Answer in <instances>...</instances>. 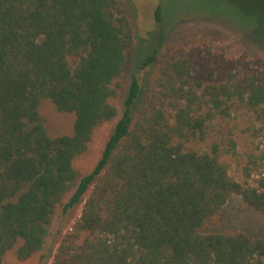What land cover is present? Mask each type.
<instances>
[{
	"label": "trees",
	"instance_id": "16d2710c",
	"mask_svg": "<svg viewBox=\"0 0 264 264\" xmlns=\"http://www.w3.org/2000/svg\"><path fill=\"white\" fill-rule=\"evenodd\" d=\"M136 47L120 0H0V264L9 251L32 258L58 208L81 204L53 264H264L263 235L203 230L234 193L264 214V186L232 177L218 145H196L218 115H264V76L206 83L182 51L138 62ZM132 58L153 80L144 91L132 70L123 113L83 172L75 160L119 115ZM44 101L73 116L69 130L49 131Z\"/></svg>",
	"mask_w": 264,
	"mask_h": 264
},
{
	"label": "rangeland",
	"instance_id": "374dc122",
	"mask_svg": "<svg viewBox=\"0 0 264 264\" xmlns=\"http://www.w3.org/2000/svg\"><path fill=\"white\" fill-rule=\"evenodd\" d=\"M135 28L138 62L154 49L161 56L182 51L193 63L192 77L203 82L234 81L241 84L247 72L264 76V0H120ZM160 7L161 19L157 16ZM258 28L243 33V27ZM133 58L123 77L124 89L117 100L119 115L99 126L90 143V152L75 160L83 172H90L100 159L116 121L124 110V99L133 69L142 89L149 88L153 65L133 66ZM140 66V67H139ZM51 133L70 129L73 116L59 115L49 101L41 108ZM196 144L211 151L218 145L229 173L240 182L264 186V115L248 108H236L227 116H216L206 136ZM82 204L58 208L43 248L32 258L21 261L12 251L5 264H53L63 236L80 217ZM206 232H244L264 236V214L250 207L239 194H232L205 227Z\"/></svg>",
	"mask_w": 264,
	"mask_h": 264
}]
</instances>
